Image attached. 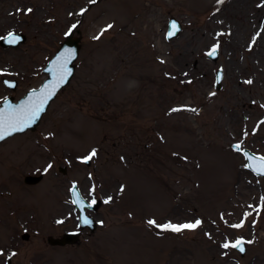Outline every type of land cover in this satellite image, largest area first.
I'll return each mask as SVG.
<instances>
[{"label": "rangeland", "instance_id": "rangeland-1", "mask_svg": "<svg viewBox=\"0 0 264 264\" xmlns=\"http://www.w3.org/2000/svg\"><path fill=\"white\" fill-rule=\"evenodd\" d=\"M0 2L16 21L0 38L26 36L17 46L0 43V103L41 84L70 30L81 31L70 82L35 129L0 143V264H264V176L231 146L264 155V0ZM142 6L150 43L133 24ZM171 16L183 28L167 39ZM33 17L47 35L32 31ZM213 46L217 60L207 56ZM188 102L193 139L184 141L175 117L185 110L173 109ZM27 174L43 178L27 184ZM72 182L103 201L98 227L52 245L48 236L77 228ZM150 220L201 224L173 232ZM237 240L246 242L244 255L222 247Z\"/></svg>", "mask_w": 264, "mask_h": 264}, {"label": "water", "instance_id": "water-1", "mask_svg": "<svg viewBox=\"0 0 264 264\" xmlns=\"http://www.w3.org/2000/svg\"><path fill=\"white\" fill-rule=\"evenodd\" d=\"M173 22L176 24V28L174 29L172 27ZM182 30V23L174 16H171L169 18L168 23V29L166 36L168 39H172L180 34ZM76 32L78 33V36H73L75 33V30L72 29L69 34L67 35L66 39L61 43L58 50L55 52V54L50 58V60L47 62L46 66L44 67L43 71L47 73V77L43 80V82L34 88H31L26 91V93L18 98L17 100L14 98V96H8L6 97L0 104V113L10 114L13 109H17L21 107V105H39L40 102L43 100L42 105V111L39 112L37 118L34 122L30 123L28 127H23L20 125L19 127H22L21 131H14L12 132L10 128L7 129V131L11 132V135H5L4 139H0V142L5 140L6 138L13 136L17 133H23L27 131L28 129H35L37 125L40 123L41 118L43 114L47 111L49 105L51 102L56 98L59 91L65 87L71 77L73 76V73L75 71V60L77 59L80 51V29H76ZM169 32H174L173 35L169 36ZM11 34V35H10ZM16 37H19L17 42L15 43H9L8 41L10 39H15ZM26 40V36L23 33H16V32H10L6 36L2 37L0 42L3 46H17L21 42H24ZM214 47V46H213ZM213 47L207 52V56L212 60H217L219 57V47L216 46V52L215 55L209 56L208 53L213 49ZM67 61L65 64V68L67 70V75L64 77V81L61 83L59 81V72H58V66L60 64H64V62ZM216 82L215 87L216 89H220L222 85L223 80V69L218 68L216 71ZM4 81H9L14 84V86H8L11 89H16L18 85V81L16 79H10L7 77L3 78ZM5 84V83H4ZM35 90V94H34ZM50 93H53L49 96ZM44 97H49L48 99H44ZM239 145V151L245 156L247 159V164L250 168V170L255 175H264V173H258V169L261 167H264V156L259 155L253 151H251L249 148H242L241 144L239 142H234L232 144V147L237 150L236 146ZM85 162L87 164H90L91 159H85ZM61 171H66L65 167L60 166L59 168ZM43 178V174L35 175V174H27L24 176L25 183L28 184H35L41 181ZM71 197L74 200H76L78 197L83 203V207L78 206L77 204H74L75 207L79 210V228L84 229L88 227L91 231H95L97 228V221L95 217L92 214H89L87 209L89 210H98L99 207L102 204L101 200H95V202H89L81 193V190L79 189L76 182L72 184L71 187ZM81 217H88L92 223L90 224H84L81 221ZM80 232L79 230H72L65 232L62 236L56 237V236H49L48 242L55 245H65L67 243H74L79 238ZM23 238H28L29 233L24 232L22 235ZM243 241V240H241ZM240 251L242 255H244L247 251V246L245 241H243V251H241L239 248H236Z\"/></svg>", "mask_w": 264, "mask_h": 264}, {"label": "snow or ice", "instance_id": "snow-or-ice-1", "mask_svg": "<svg viewBox=\"0 0 264 264\" xmlns=\"http://www.w3.org/2000/svg\"><path fill=\"white\" fill-rule=\"evenodd\" d=\"M94 2V0H92ZM222 2V0H221ZM27 11H31V9H28ZM108 28L112 27V25H108ZM172 27L175 29L176 24L173 22ZM107 29H105L106 31ZM174 32H169L168 35L171 36L173 35ZM11 35V34H10ZM98 38V37H97ZM19 37H16L15 39H10L8 42L9 43H15ZM216 52V46L213 47V49L208 53L209 56L215 55ZM67 61L64 62V64H60L58 66V72H59V81L62 83L64 81V77L67 75V70L65 68V64ZM5 85L7 86H14L12 82L9 81H4ZM250 83V81H249ZM35 94V90H34ZM53 94L50 93L49 96ZM49 97H44V99H48ZM42 105H43V100L40 102L39 105H21V107L17 109H13L10 114H5V113H0V139H4L5 135H11V132L7 131L8 128L11 129L12 132L14 131H21L22 127H19L22 125L23 127H28L30 123L34 122L35 119L37 118L38 114L40 111H42ZM173 111H178V109H173ZM194 111V110H193ZM237 150L239 151L240 146H236ZM95 155V150L89 155V157H86L85 159H91L92 156ZM51 167V165H49ZM258 173H264V167H261L258 169ZM74 204H77L78 206L83 207V203L79 199V197L72 201ZM95 201H93L94 203ZM81 221L84 224H90L92 221L88 217H81ZM150 225H156V222L154 220L148 221ZM201 224V221L197 220L194 223H186V224H181V225H174L171 224L170 222L164 225H156L159 228L164 229L165 231L171 230L173 232H181L185 229H195L199 227ZM233 227H242L241 225H233ZM250 243V242H249ZM223 248L227 249L229 247L232 248H239L241 251H243V241L237 240L233 243H224L222 245ZM0 254H3L2 251H0ZM14 255V254H13Z\"/></svg>", "mask_w": 264, "mask_h": 264}, {"label": "bare ground", "instance_id": "bare-ground-1", "mask_svg": "<svg viewBox=\"0 0 264 264\" xmlns=\"http://www.w3.org/2000/svg\"><path fill=\"white\" fill-rule=\"evenodd\" d=\"M4 4H2L0 2V33L1 32H5L13 27H15L16 25V21L12 15V10L3 6ZM36 15H41V11L40 8L38 6V8L36 9L35 12ZM72 14L75 15V11H69L67 12V16L72 17ZM34 18V19H33ZM31 18V20L29 21V23L32 24L31 29L32 31H36L37 33H43L44 35H47V24H41L37 21V19L35 17ZM153 20L154 17L152 16L150 18V20ZM102 21V20H100ZM146 23L145 26H143V24ZM30 24V25H31ZM135 27L139 30L141 38L142 39H148V35H149V43L151 38L154 37V31H153V27L152 24L149 22V20L146 18L145 15V8L142 6V10L141 12L138 13L137 17L134 19V23ZM91 28V27H90ZM186 70L189 69L187 64H184ZM186 72V71H185ZM184 72L182 71L180 74H183ZM191 102H188V104L185 105H180V108L178 109L179 112H181L183 109L185 110V113L179 116H176L175 118H179L182 127L184 126L185 128V132H183V134L181 135L182 137H184V141H191L193 139V132L191 131V129L188 127V117H187V110H192L191 106H190ZM176 111V112H178ZM192 117L194 118L193 114ZM29 204H24V212L26 213H33L34 209L30 206Z\"/></svg>", "mask_w": 264, "mask_h": 264}, {"label": "flooded vegetation", "instance_id": "flooded-vegetation-1", "mask_svg": "<svg viewBox=\"0 0 264 264\" xmlns=\"http://www.w3.org/2000/svg\"><path fill=\"white\" fill-rule=\"evenodd\" d=\"M77 226H78V221H77ZM82 235V234H81ZM79 240V239H78Z\"/></svg>", "mask_w": 264, "mask_h": 264}]
</instances>
